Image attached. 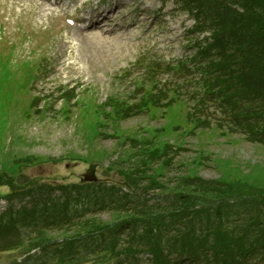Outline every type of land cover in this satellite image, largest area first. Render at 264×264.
I'll use <instances>...</instances> for the list:
<instances>
[{"label":"rangeland","instance_id":"1","mask_svg":"<svg viewBox=\"0 0 264 264\" xmlns=\"http://www.w3.org/2000/svg\"><path fill=\"white\" fill-rule=\"evenodd\" d=\"M50 2L0 0V216L8 210L14 216L38 197H20L24 182L79 188L90 164L97 166V183L72 193L76 206L83 199L89 204L98 187L152 204L183 197L191 194L180 183L188 175L240 185L248 195L242 197L264 198V143L241 125L218 124V100L202 89L212 52L202 49L212 36L183 0ZM98 2L116 7L113 35H81L65 25L64 15L75 17L80 4L87 9ZM252 122L264 125L260 118ZM144 168L146 175H161V188H149ZM95 199L99 207L87 218L113 224L124 216L102 207L104 197ZM34 229L0 232V264L34 252L33 264H49L38 260L39 248L21 243ZM44 237L65 238L52 227Z\"/></svg>","mask_w":264,"mask_h":264},{"label":"trees","instance_id":"2","mask_svg":"<svg viewBox=\"0 0 264 264\" xmlns=\"http://www.w3.org/2000/svg\"><path fill=\"white\" fill-rule=\"evenodd\" d=\"M183 7L194 11L201 28L212 36V43L202 49L212 51L203 91L215 95L222 118L264 143V125L252 122L260 118L264 123V0H183ZM140 173L148 176L150 189L161 188V175H146L145 168ZM180 183L191 194L153 204L128 194L115 200L112 188L98 187L95 195L104 197L99 200L102 207L124 215L113 224L87 218L99 207L95 195L83 210H72L71 190L81 194L96 185L35 184V209L23 213L29 223L35 213V237L29 247H42L39 260L49 264H264V198L242 197L247 192L240 185L195 175ZM55 189L60 196L52 199ZM199 198L204 201L198 205ZM233 205L238 207L230 210ZM20 222L16 218L11 225H0V232ZM51 227L63 233L64 240L45 241Z\"/></svg>","mask_w":264,"mask_h":264},{"label":"bare ground","instance_id":"3","mask_svg":"<svg viewBox=\"0 0 264 264\" xmlns=\"http://www.w3.org/2000/svg\"><path fill=\"white\" fill-rule=\"evenodd\" d=\"M113 21H114L113 15H106L103 17L102 21H100V22H98L97 20H93L91 25L96 26V27L105 28V30H106L105 34H113L111 30L108 31V29H106L108 26H110V24L113 23Z\"/></svg>","mask_w":264,"mask_h":264},{"label":"water","instance_id":"4","mask_svg":"<svg viewBox=\"0 0 264 264\" xmlns=\"http://www.w3.org/2000/svg\"><path fill=\"white\" fill-rule=\"evenodd\" d=\"M96 165H90L89 169L87 170L86 174L83 176L84 181H95L96 178L94 176Z\"/></svg>","mask_w":264,"mask_h":264}]
</instances>
